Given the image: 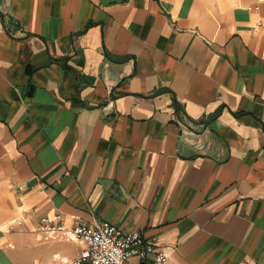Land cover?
<instances>
[{
	"label": "crops",
	"instance_id": "obj_1",
	"mask_svg": "<svg viewBox=\"0 0 264 264\" xmlns=\"http://www.w3.org/2000/svg\"><path fill=\"white\" fill-rule=\"evenodd\" d=\"M0 14V264L78 257L38 232L55 213L141 232L170 264H264V0Z\"/></svg>",
	"mask_w": 264,
	"mask_h": 264
},
{
	"label": "built area",
	"instance_id": "obj_2",
	"mask_svg": "<svg viewBox=\"0 0 264 264\" xmlns=\"http://www.w3.org/2000/svg\"><path fill=\"white\" fill-rule=\"evenodd\" d=\"M18 189L26 190V183L20 184ZM19 225H22V219H15L10 228L14 229ZM38 232L74 237L83 242L80 255L62 264H127L134 256L142 264H170L169 253L146 239L141 232H124L109 221L85 224L75 218L72 226H67L63 214L55 213L41 218Z\"/></svg>",
	"mask_w": 264,
	"mask_h": 264
},
{
	"label": "water",
	"instance_id": "obj_3",
	"mask_svg": "<svg viewBox=\"0 0 264 264\" xmlns=\"http://www.w3.org/2000/svg\"><path fill=\"white\" fill-rule=\"evenodd\" d=\"M0 17H1L2 20H4V16L2 14H0Z\"/></svg>",
	"mask_w": 264,
	"mask_h": 264
}]
</instances>
